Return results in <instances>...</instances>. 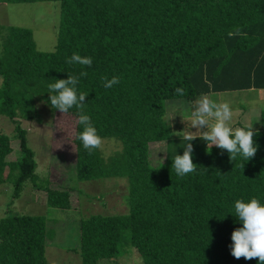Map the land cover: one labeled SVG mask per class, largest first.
Returning <instances> with one entry per match:
<instances>
[{
  "label": "trees",
  "instance_id": "1",
  "mask_svg": "<svg viewBox=\"0 0 264 264\" xmlns=\"http://www.w3.org/2000/svg\"><path fill=\"white\" fill-rule=\"evenodd\" d=\"M39 2L61 3L57 47L39 51L30 29L6 27L0 116L40 121V103L52 117L64 115L45 103L48 85L76 76L78 93L88 94L84 114L101 140L122 143V151L109 159L100 147L89 154L77 139L83 130L79 110L71 108L65 115L76 119V178L128 180V214L80 221L81 264L116 261L132 250L144 264H259L258 258L236 259L230 245L234 230L243 227L235 201L255 197L264 204V110L261 129L254 130L258 151L249 161L241 155L232 161L227 150L197 144L192 153L197 170L180 177L172 170L174 157L152 166L149 145L171 140L167 100L192 103L202 95L264 90V0H0L1 5ZM74 53L91 57L92 65L67 63ZM113 76L120 82L105 88L102 77ZM16 131L17 160L9 159L12 141L0 132V185L13 183L20 198L30 184L46 193L49 207L77 209L73 189L52 175L40 178L27 130L17 123ZM47 224L44 216L1 219L0 264H49Z\"/></svg>",
  "mask_w": 264,
  "mask_h": 264
},
{
  "label": "rangeland",
  "instance_id": "2",
  "mask_svg": "<svg viewBox=\"0 0 264 264\" xmlns=\"http://www.w3.org/2000/svg\"><path fill=\"white\" fill-rule=\"evenodd\" d=\"M60 24V2L0 4V53L6 27L9 26L30 29L33 32L37 49L42 52H53L57 47ZM208 96L212 100L227 102L230 105L234 112L233 127L242 125L255 130L261 129L264 90L227 92ZM194 108L195 102L191 103L185 99L166 101V117L171 127V140L154 142L149 145L152 166H160L166 162L168 157L183 154V148L188 141H183L172 133L183 131L187 127L188 122L184 120L190 119ZM39 109L40 121L20 119L12 121L5 116H0V132L8 135L12 141L13 153L9 159L21 158L20 138L16 131L17 123H20L28 132V146L35 152L37 173L40 178L45 179L52 175L54 182L63 183V188L73 189L71 194L73 207L78 204L79 207L75 210L49 207L46 203V193L30 184L24 188L21 197L17 198L14 196L13 183L5 182L0 185V220L14 215L46 217L48 231L52 232L51 236H48L46 250L49 264H81L80 221L93 215L128 214L130 210L127 204L128 186L126 183L128 180L111 178L88 182L79 181L73 165L76 159L73 142L76 119L69 115H58L54 118L42 103L39 104ZM191 131L195 132L196 129L192 128ZM178 140L182 142L173 144ZM203 143L206 142L199 138L192 141L193 146ZM100 150L103 157L109 159L122 151V143L114 138L103 139ZM100 264L144 263L139 253L132 250L130 254L116 261L105 259L100 261Z\"/></svg>",
  "mask_w": 264,
  "mask_h": 264
},
{
  "label": "clouds",
  "instance_id": "3",
  "mask_svg": "<svg viewBox=\"0 0 264 264\" xmlns=\"http://www.w3.org/2000/svg\"><path fill=\"white\" fill-rule=\"evenodd\" d=\"M239 29H237V32ZM234 33L229 32L232 36ZM67 63H78L82 66L92 65L91 57H82L74 53ZM80 76H87V72H81ZM54 83L48 85L49 101L52 108L60 111L64 115L74 106L79 110L78 124L83 130L77 134V139L82 142L85 150L89 154L101 146L102 140L93 126L89 115L84 114L85 100L88 94L77 91L78 77L69 74L68 79H55ZM103 86L112 88L120 82L118 76H113L111 80L102 77ZM176 94L183 96L184 89L177 87ZM234 112L227 102L212 100L208 95H202L195 101V108L191 112L189 120H184L187 127L183 131L173 132L172 135L180 137L183 141H188L183 148V155L177 154L173 159L172 170L177 176L183 177L197 170V165L193 163L192 153L194 151L192 141L197 138L205 141L209 149L213 146L221 150H227L230 159L234 161L237 155H241L245 160H251L258 151L254 136L256 132L248 126L233 127L232 122ZM195 128L196 131H191ZM207 129L206 131L204 129ZM74 150V149H73ZM236 218L243 227L237 228L232 233L231 254L236 259L245 258L252 260L258 258L259 264H264V204L253 197L249 202L243 200L235 201Z\"/></svg>",
  "mask_w": 264,
  "mask_h": 264
},
{
  "label": "crops",
  "instance_id": "4",
  "mask_svg": "<svg viewBox=\"0 0 264 264\" xmlns=\"http://www.w3.org/2000/svg\"><path fill=\"white\" fill-rule=\"evenodd\" d=\"M260 121H261V119H260ZM253 130H255V129H253ZM259 130V129H258ZM207 144V143H206Z\"/></svg>",
  "mask_w": 264,
  "mask_h": 264
}]
</instances>
